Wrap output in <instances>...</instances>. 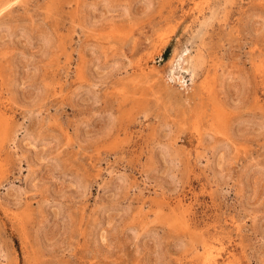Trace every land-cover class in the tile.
<instances>
[{
	"label": "rangeland",
	"instance_id": "1",
	"mask_svg": "<svg viewBox=\"0 0 264 264\" xmlns=\"http://www.w3.org/2000/svg\"><path fill=\"white\" fill-rule=\"evenodd\" d=\"M0 264H264V0H0Z\"/></svg>",
	"mask_w": 264,
	"mask_h": 264
},
{
	"label": "bare ground",
	"instance_id": "2",
	"mask_svg": "<svg viewBox=\"0 0 264 264\" xmlns=\"http://www.w3.org/2000/svg\"><path fill=\"white\" fill-rule=\"evenodd\" d=\"M116 65V64H115ZM207 138V137H206Z\"/></svg>",
	"mask_w": 264,
	"mask_h": 264
}]
</instances>
